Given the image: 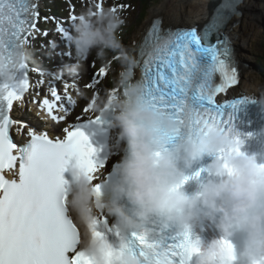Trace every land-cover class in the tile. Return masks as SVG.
Instances as JSON below:
<instances>
[{
	"label": "snow or ice",
	"instance_id": "1",
	"mask_svg": "<svg viewBox=\"0 0 264 264\" xmlns=\"http://www.w3.org/2000/svg\"><path fill=\"white\" fill-rule=\"evenodd\" d=\"M240 4L241 0H221L213 6L210 22L199 28H166L160 19L150 26L140 47L137 67L142 69L143 76L138 82L144 86V96L153 109L182 125L173 134L160 129L167 140L177 136L197 137L208 125L227 129L229 133L233 114L240 104L249 102L247 97L227 102L218 99L240 82L235 51L227 34L229 25L235 27L233 20L241 16ZM96 8L103 11L100 3ZM111 10L117 12L116 7ZM40 15L34 0H0V41L5 42L0 56H6L11 63L14 50L28 44L33 31L38 30ZM71 20L77 22L78 17L73 15ZM57 30L70 46L73 34L63 26ZM43 34L48 35L46 31ZM19 67L22 79L12 86L3 85L5 91L0 92V264H101L96 256L83 257L78 253L70 261L65 255L76 251L81 233L68 212L69 182L64 173L77 165L91 180L95 179L102 165L98 166L97 149L84 129L105 121L98 115L85 116L87 123L81 121L64 127L61 138H50L47 132L29 129L30 150L17 149L9 139V131L13 126H18V130L28 126L12 119L10 113L14 101H23L30 88L29 65ZM97 76H107V69L101 68ZM136 82L132 79V83ZM50 92L52 99L43 98L39 103L52 121L59 124L69 109L63 106L65 97L55 87ZM124 93L125 88H117L108 98H123ZM67 101L75 105L71 97ZM96 102L93 98L84 113L93 111ZM59 112L65 115H58ZM235 143L238 151L242 141L236 138ZM225 155L226 152H221L218 158L224 159ZM12 169H18L17 179L9 180L4 173ZM225 169L231 174L227 163ZM94 190L99 196L100 187ZM103 226H107V221ZM90 227L94 236L106 238L99 230L102 225L98 218ZM221 243L228 254L224 264H230L235 259L233 246L228 241ZM197 251L190 230H185L171 238L161 236L155 242L133 233L131 239L122 238L118 250L110 246L101 249L100 256L106 257V264H124L125 253L139 258L141 264H189Z\"/></svg>",
	"mask_w": 264,
	"mask_h": 264
},
{
	"label": "clouds",
	"instance_id": "2",
	"mask_svg": "<svg viewBox=\"0 0 264 264\" xmlns=\"http://www.w3.org/2000/svg\"><path fill=\"white\" fill-rule=\"evenodd\" d=\"M124 24L125 20L111 9H89L80 15L71 40L77 62L64 66L66 74L78 75L95 50L98 58L109 51L118 53L125 67L118 81L125 88L124 97L105 100L97 96L92 105L106 124L118 130L119 142L126 145L123 150L127 155L117 169L120 179L111 186L113 199L103 203L94 190L93 180L77 165L70 169L74 183L69 184L66 204L70 218L80 229L79 254L96 256L101 264H106L100 250L111 245L106 238L94 236L90 227L106 211L118 220L125 234L143 230L153 216L163 217L165 227L175 226L179 233L191 230L201 217L215 224L225 238H232L237 229L242 230L248 236L245 258L251 264H264V166L242 152V144L235 151L236 138L214 125H208L199 136L189 135L168 148V140L159 130L173 134L182 125L153 109L144 96V86L138 81L132 83L137 62L123 49L119 39L118 32ZM4 47L5 42L0 41V49ZM52 48H56L54 43ZM35 62V53L27 44L14 50L11 63L6 56H0V92L5 91L3 85L12 86L16 82L20 65ZM221 152H226L224 159L218 158ZM206 155L216 157L207 169L214 178L203 184L199 193L189 195L182 190L186 170ZM122 259L124 264H141L131 253H125ZM218 260L224 264L228 254L221 242L213 241L199 256L198 264H216Z\"/></svg>",
	"mask_w": 264,
	"mask_h": 264
},
{
	"label": "bare ground",
	"instance_id": "3",
	"mask_svg": "<svg viewBox=\"0 0 264 264\" xmlns=\"http://www.w3.org/2000/svg\"><path fill=\"white\" fill-rule=\"evenodd\" d=\"M254 3L255 0H241L239 8L241 16L233 20L232 23L236 25L235 27H232L230 24L228 28V35H230L235 42L236 54H238L239 59H245L246 61L250 59L249 49L247 47L248 40L250 37H255L256 34L259 33V26L256 24L261 23L264 18V1L261 0L259 5L257 2L255 4L256 7L253 6ZM156 16L163 17L168 25L181 22H187L193 25L203 23L211 19V0H168L160 8L153 11L152 17ZM140 37L141 35L138 34L136 38H133L130 44L123 48L131 56H133L135 52ZM123 68H125L124 65ZM250 70L251 69H248L247 71ZM240 78V83H242L245 79L243 73L240 74ZM239 91L243 90L238 89L237 93H239ZM250 93H254L256 97L262 96L260 90H251Z\"/></svg>",
	"mask_w": 264,
	"mask_h": 264
},
{
	"label": "rangeland",
	"instance_id": "4",
	"mask_svg": "<svg viewBox=\"0 0 264 264\" xmlns=\"http://www.w3.org/2000/svg\"><path fill=\"white\" fill-rule=\"evenodd\" d=\"M110 2L111 3H113V2L118 3L119 1L118 0H110ZM133 2H134V4L136 6H133V7H129L128 6L129 8L125 6L124 9H125V11H127L129 16H131L130 23H132V25H137L136 24L137 21H135V20L140 15V13H141V11L143 9V4L141 2H139V1H137V0H134ZM256 3L259 5L261 3V0H255V3L253 4L254 7H256V5H255ZM263 22H264V20H263ZM263 22H261L259 24H256L257 26H259L258 27L259 28V30H258L259 33L256 34L257 35V36H255L256 38L255 37H250L249 40H248V46L247 47L249 49V53H251V55H252V57H251V55H249L250 59L248 61L253 64L252 65V69L253 70H250V71H247V72L246 71L243 72V75H244L245 79L242 82V84H243L241 86L242 90H250L252 88H255L256 90H260V88L264 87L263 81H261L259 78H257L258 74L262 77L261 72L260 71L259 72L256 71V68H258V63H259V59L256 58V55L260 56V55H262L264 53V47H263V44H264V26H263ZM138 31L139 30L137 29V32ZM136 33L132 34L131 32H128V35H129L130 38L127 41H123L124 43H121L122 46L124 47L125 45H128L131 42V39H133L135 37ZM260 57H262V56H260ZM119 61L120 60L118 59V62ZM120 63H121V61H120ZM119 69H120V67H119L118 63L113 65L112 76H111V79H110L111 82L114 81L112 79H115V73H117L119 71ZM254 73H257V74L255 75ZM243 87H245V88H243ZM100 92H101L100 95H98L100 98H104V97L106 98L107 97V95H108L107 89L106 90L100 89Z\"/></svg>",
	"mask_w": 264,
	"mask_h": 264
},
{
	"label": "water",
	"instance_id": "5",
	"mask_svg": "<svg viewBox=\"0 0 264 264\" xmlns=\"http://www.w3.org/2000/svg\"><path fill=\"white\" fill-rule=\"evenodd\" d=\"M219 2H221V0H217V1L216 0L212 1L211 0V9H213V6L218 5Z\"/></svg>",
	"mask_w": 264,
	"mask_h": 264
}]
</instances>
